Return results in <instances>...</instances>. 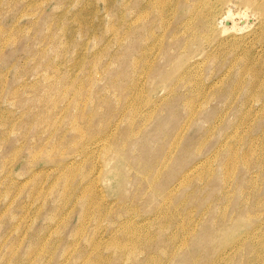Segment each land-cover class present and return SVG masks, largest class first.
I'll list each match as a JSON object with an SVG mask.
<instances>
[{"label":"rangeland","instance_id":"obj_1","mask_svg":"<svg viewBox=\"0 0 264 264\" xmlns=\"http://www.w3.org/2000/svg\"><path fill=\"white\" fill-rule=\"evenodd\" d=\"M186 1L162 21L148 0H0V264H264L263 43L239 48L254 81L196 43ZM221 4L226 38L263 28ZM126 224L151 241L109 248Z\"/></svg>","mask_w":264,"mask_h":264},{"label":"bare ground","instance_id":"obj_2","mask_svg":"<svg viewBox=\"0 0 264 264\" xmlns=\"http://www.w3.org/2000/svg\"><path fill=\"white\" fill-rule=\"evenodd\" d=\"M171 1L172 0H148L147 4L149 6L148 10L150 12H153V13H156L157 15V18H161L162 21L165 20V18L167 17V15L171 12V11H175L174 8L172 7L171 5ZM188 1V0H187ZM186 1V2H187ZM241 2H243L244 4H253L255 6V10L254 13L256 14V16L259 18V24L260 27L262 26L263 24V28L262 29H258L257 30V33L255 35H252L254 36L253 39H247L246 38H249V37H252L251 35H246V36H243L242 38V41H240V39H236L237 37H234V38H226L227 36V33L229 31H231L229 28H227L226 26H220V22H218L219 18H222L225 20V14L223 16V11H224V8H225V4H221L222 0H216V2H214V6H212V0H191V3L188 2V3H182V6L180 7V9H182V7L184 8H187V13L188 15L186 17H184V19L182 20L183 22H187V21H190L192 18H196L198 20V28H197V31H196V34H194L193 32V37L196 38L195 41L198 45H201L200 47L202 46H206L208 48H211L213 49V52L211 55L209 54V56H214V57H217L219 55H221L220 57H222V55H225V56H228L229 58V61H228V65L230 67L232 66H236L238 65V63H241V68H240V72L242 75L244 74H247L249 73L251 75V78L252 80L256 81L258 76H259V73H258V69H251L252 65H254V63L252 62V60H250V58H252L253 56L251 54H249L248 51L246 50H242L241 53L239 52L240 51V47H241V44L242 45H246V42L251 45V44H255L257 43V41H254V39H258L259 43H263L261 44V48H264V7L262 6V3L264 0H240ZM177 2V1H176ZM144 4V3H143ZM244 4H241V5H244ZM144 6V5H142ZM146 6V5H145ZM147 6V7H148ZM239 6H240V3H239ZM146 7V8H147ZM141 9V8H140ZM143 10V9H142ZM141 10V12H142ZM232 10V9H231ZM140 11V10H139ZM147 11V10H146ZM186 11V10H185ZM144 12H145V7H144ZM148 12V13H150ZM232 11H228L227 12V17L226 19L230 18L232 16L231 14ZM146 13V12H145ZM147 13V14H148ZM144 13H142L143 15ZM151 15V13H150ZM148 15V16H150ZM153 15V14H152ZM140 16V14H139ZM138 16V17H139ZM224 18H223V17ZM229 16V17H228ZM155 17V16H154ZM137 18V17H136ZM144 18V16H143ZM147 18V17H146ZM145 18V19H146ZM138 19V18H137ZM136 19V21H137ZM221 19V20H222ZM141 20V19H140ZM155 20V19H154ZM152 20V22L154 21ZM145 21V20H144ZM143 21V22H144ZM148 21V19H147ZM139 22V21H138ZM146 22V21H145ZM151 22V23H152ZM142 23V22H141ZM147 23V22H146ZM150 23V20L149 22ZM156 23V22H155ZM163 24V23H162ZM130 25V24H129ZM142 24H140L141 26ZM144 25V23H143ZM151 25V24H150ZM147 26V25H146ZM235 26V30H237L238 26L237 24H234ZM233 26V27H234ZM237 26V28H236ZM150 27V26H149ZM152 27H155L152 26ZM259 27V28H260ZM145 28V26H144ZM143 28V29H144ZM141 29H142V26H141ZM148 29V28H147ZM146 29V30H147ZM151 29V28H150ZM153 29V28H152ZM239 30V29H238ZM151 31V30H150ZM150 31H147L150 33ZM204 32V34L202 35L201 32ZM112 32V31H111ZM146 32V33H147ZM148 33V34H149ZM54 35V34H53ZM199 35V36H198ZM198 36V37H197ZM131 37V36H130ZM133 37V36H132ZM148 38V37H147ZM218 38V39H217ZM230 39H233L232 41L228 42ZM145 40V38H144ZM133 43V42H132ZM247 46V45H246ZM201 49V48H200ZM249 49H251L249 47ZM248 49V50H249ZM142 50V48H141ZM53 53V52H52ZM215 54V55H214ZM179 55V54H178ZM141 56V55H140ZM143 56V55H142ZM141 56V57H142ZM180 56V55H179ZM140 58V57H138ZM181 58V57H180ZM169 59V58H168ZM121 60V59H120ZM172 60V59H171ZM226 60V59H225ZM224 60V61H225ZM228 60V59H227ZM139 62H141L140 60H138ZM223 61V62H224ZM253 61H255L253 59ZM226 63V62H225ZM138 64V63H137ZM86 66V65H85ZM225 66V65H224ZM119 67V66H118ZM19 69V68H18ZM226 69V68H225ZM85 73V72H84ZM127 78V77H126ZM66 82V81H65ZM12 86V85H11ZM124 86V85H123ZM137 86H139L137 84ZM193 86V85H192ZM194 87L196 89H198L197 91H200V84L198 83H195L194 84ZM12 88V87H10ZM57 88V87H56ZM138 88V87H137ZM194 88V89H195ZM50 91V90H49ZM118 91V90H117ZM15 93V92H14ZM15 95V94H14ZM25 95V94H24ZM38 95V94H37ZM17 96V95H16ZM21 96V95H20ZM26 97V96H25ZM135 100V99H134ZM133 100V101H134ZM48 103V102H47ZM136 103V102H135ZM138 104H132L133 108H132V112L134 111L137 115L138 111L140 108L138 107ZM191 104V103H190ZM54 105V104H53ZM58 106V105H57ZM105 106V105H104ZM189 108L192 110L194 109V105L191 104L189 105ZM20 109V108H19ZM95 109V108H94ZM31 111V110H30ZM59 112V111H58ZM141 112H142V109H141ZM143 113V112H142ZM141 113V114H142ZM145 113V112H144ZM143 113V114H144ZM133 114V113H132ZM134 114L131 115L133 116V118L131 119H134ZM147 114V113H146ZM135 115V117H136ZM150 115V114H149ZM140 116V114H139ZM147 116V115H145ZM74 117V116H73ZM138 117V116H137ZM148 117V116H147ZM133 121V120H132ZM134 122V121H133ZM42 123V122H41ZM127 123V122H126ZM136 127V126H135ZM132 128V127H131ZM130 128V129H131ZM7 129V128H6ZM133 130V129H132ZM131 130V131H132ZM133 132V131H132ZM136 132V131H134ZM133 132V133H134ZM129 133V131H128ZM132 134V133H131ZM134 135H137V134H134ZM133 135V137H134ZM130 136V135H128ZM102 138V137H101ZM105 138V137H104ZM132 138V137H131ZM94 139V138H93ZM98 139V138H97ZM103 140V139H102ZM98 141V140H97ZM140 142V141H139ZM126 143V142H125ZM100 145L96 146L98 147L97 149H99ZM103 146L105 147L106 146V143L105 145L103 144L101 148H103ZM95 147V149H96ZM42 148V147H41ZM246 161L248 160V156L246 157V154L243 155V157L239 158L238 157H234L232 159V162L233 161ZM247 162V161H246ZM235 165V163H231L229 165V167L227 168V172L231 171L232 167ZM206 170V169H205ZM205 170H203L205 172ZM202 171V170H201ZM159 172V171H158ZM203 172V173H204ZM71 174V173H70ZM195 174V173H193ZM200 175V174H199ZM159 176V174L157 175ZM116 178V177H115ZM156 179V178H155ZM187 182V181H185ZM156 184V183H155ZM160 186V185H159ZM91 195L95 196L96 193L94 192H90ZM95 201V199L93 200ZM84 206V205H83ZM91 207V205H89V208ZM89 210V209H88ZM86 211V209H85ZM97 227V226H96ZM182 227V228H181ZM189 227V226H188ZM186 225H183V222H182V226L179 227V229L181 228L182 229V237H186L187 235L190 234V228H188ZM122 229H123V232L125 231L126 232V235H127V238L128 240L125 241L124 243H114L112 244V246H110L109 248H115L116 250H121L123 251L125 254H129V252H135L138 248V244L142 243V244H145V243H149L151 241V238L150 236H148L145 231L143 230H138L134 227H130L128 226L127 224L124 226H122ZM184 233V235H183ZM253 234V233H252ZM115 242V241H114ZM113 243V242H112ZM238 245H240V243H237ZM236 245V244H235ZM109 246V245H108ZM10 254V253H9ZM124 257V256H123ZM226 257H223L220 259V261H223ZM125 259V257H124Z\"/></svg>","mask_w":264,"mask_h":264}]
</instances>
